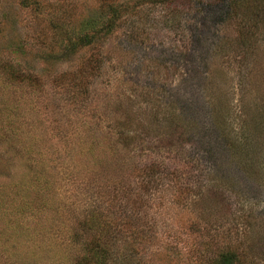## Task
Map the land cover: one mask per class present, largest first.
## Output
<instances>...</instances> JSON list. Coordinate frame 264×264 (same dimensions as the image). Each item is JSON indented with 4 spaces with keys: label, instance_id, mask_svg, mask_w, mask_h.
Returning a JSON list of instances; mask_svg holds the SVG:
<instances>
[{
    "label": "rangeland",
    "instance_id": "1",
    "mask_svg": "<svg viewBox=\"0 0 264 264\" xmlns=\"http://www.w3.org/2000/svg\"><path fill=\"white\" fill-rule=\"evenodd\" d=\"M103 239L110 264H264V0H0V264Z\"/></svg>",
    "mask_w": 264,
    "mask_h": 264
},
{
    "label": "trees",
    "instance_id": "2",
    "mask_svg": "<svg viewBox=\"0 0 264 264\" xmlns=\"http://www.w3.org/2000/svg\"><path fill=\"white\" fill-rule=\"evenodd\" d=\"M122 8H123L122 5H118V6L115 5L111 7V13L109 14L107 19L100 20L99 19L100 16L96 14H94L93 17H91L89 20L84 18L80 27L76 26L65 31V37H61L60 31H58L55 39L58 41H62V39H64V41L66 42L65 46L60 47L63 48L61 50L62 54L68 52L76 53L86 48L88 50L89 49L91 50L96 48L98 45L102 46V43L105 40L113 36H116L115 34H117V31H119L123 27V22L121 21L122 20L121 14L123 13ZM87 64H90V61ZM13 69L14 68L12 67L11 70ZM104 244H105V240L103 239L101 247H97L92 251H90L89 264L111 263V262L109 263V260L111 259L108 257V255H110L107 250L108 247H105ZM103 245L105 248L103 247ZM98 248H100L99 251H97ZM120 248L121 249H117L116 253H113V255H111L112 258H115V256L120 252V250L124 252L122 256L125 257V253L129 248L127 247H123V248L120 247ZM236 263H240L239 256L237 255L236 252L224 253L216 262V264H236ZM75 264H83V263L77 261Z\"/></svg>",
    "mask_w": 264,
    "mask_h": 264
}]
</instances>
